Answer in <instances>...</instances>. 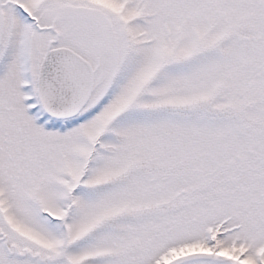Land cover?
Wrapping results in <instances>:
<instances>
[{"label":"snow or ice","instance_id":"6c2138e0","mask_svg":"<svg viewBox=\"0 0 264 264\" xmlns=\"http://www.w3.org/2000/svg\"><path fill=\"white\" fill-rule=\"evenodd\" d=\"M0 264H264V0H0Z\"/></svg>","mask_w":264,"mask_h":264}]
</instances>
